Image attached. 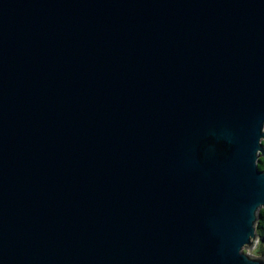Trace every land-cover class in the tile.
I'll use <instances>...</instances> for the list:
<instances>
[{
  "label": "water",
  "instance_id": "1",
  "mask_svg": "<svg viewBox=\"0 0 264 264\" xmlns=\"http://www.w3.org/2000/svg\"><path fill=\"white\" fill-rule=\"evenodd\" d=\"M259 209L264 0H0V264H264Z\"/></svg>",
  "mask_w": 264,
  "mask_h": 264
},
{
  "label": "trees",
  "instance_id": "2",
  "mask_svg": "<svg viewBox=\"0 0 264 264\" xmlns=\"http://www.w3.org/2000/svg\"><path fill=\"white\" fill-rule=\"evenodd\" d=\"M259 169L263 168V160L259 158L257 163ZM256 222H255V233L257 237V247L256 250L259 254L264 257V209H259L256 213Z\"/></svg>",
  "mask_w": 264,
  "mask_h": 264
},
{
  "label": "rangeland",
  "instance_id": "3",
  "mask_svg": "<svg viewBox=\"0 0 264 264\" xmlns=\"http://www.w3.org/2000/svg\"><path fill=\"white\" fill-rule=\"evenodd\" d=\"M257 238L253 240V242L250 245L243 246L241 248L242 251L249 255H261L257 252L256 247H257Z\"/></svg>",
  "mask_w": 264,
  "mask_h": 264
}]
</instances>
